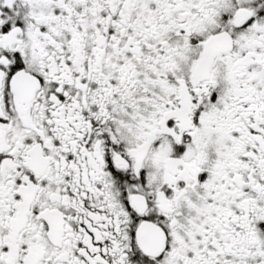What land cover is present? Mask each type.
I'll return each mask as SVG.
<instances>
[{
    "label": "snow or ice",
    "instance_id": "snow-or-ice-1",
    "mask_svg": "<svg viewBox=\"0 0 264 264\" xmlns=\"http://www.w3.org/2000/svg\"><path fill=\"white\" fill-rule=\"evenodd\" d=\"M0 264H264V0H0Z\"/></svg>",
    "mask_w": 264,
    "mask_h": 264
}]
</instances>
